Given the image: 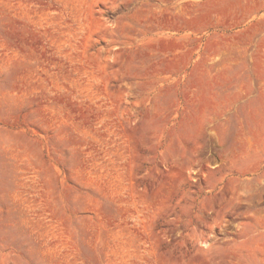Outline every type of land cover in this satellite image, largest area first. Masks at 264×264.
I'll return each mask as SVG.
<instances>
[{
	"label": "rangeland",
	"instance_id": "rangeland-1",
	"mask_svg": "<svg viewBox=\"0 0 264 264\" xmlns=\"http://www.w3.org/2000/svg\"><path fill=\"white\" fill-rule=\"evenodd\" d=\"M0 264H264V0H0Z\"/></svg>",
	"mask_w": 264,
	"mask_h": 264
}]
</instances>
